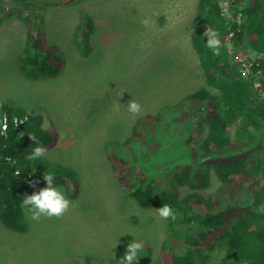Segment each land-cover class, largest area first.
I'll return each mask as SVG.
<instances>
[{"label":"rangeland","instance_id":"1","mask_svg":"<svg viewBox=\"0 0 264 264\" xmlns=\"http://www.w3.org/2000/svg\"><path fill=\"white\" fill-rule=\"evenodd\" d=\"M57 1L0 8V105L42 113L45 128L60 133L57 146L43 156L73 168L80 180L78 185L69 181L68 191L58 187L71 202L61 217L41 216L36 221L25 213L26 233L0 221V264H82L86 256L111 258L118 245L135 241L151 250L147 254L150 264H159L162 246L170 237L167 219L157 208L143 209L127 194L109 155L114 145L130 136L140 116L156 115L203 87L216 92L207 84L192 44L200 0ZM221 5L231 18L228 1L222 0ZM31 12L41 16L38 34L44 46H56L65 56L66 65L58 77L32 80L21 71L28 30L23 20ZM85 17L97 29L93 52L87 57L75 41L76 29ZM257 93L264 100V93ZM131 100L141 106L137 115L128 110ZM171 113L168 116L175 122L180 113ZM205 115L204 110L192 119L181 116L175 122L172 136L168 139L170 128L154 156L158 166L193 160V150L209 133ZM242 122L233 126V133ZM120 148L114 147L119 155ZM168 175L162 170L156 173L158 193L169 190L184 197L195 192L188 186L172 185ZM210 179V186L199 192L222 197L226 188L214 170ZM195 211L204 213L205 209L196 206Z\"/></svg>","mask_w":264,"mask_h":264},{"label":"trees","instance_id":"2","mask_svg":"<svg viewBox=\"0 0 264 264\" xmlns=\"http://www.w3.org/2000/svg\"><path fill=\"white\" fill-rule=\"evenodd\" d=\"M40 1L49 2L0 0V8L11 3L29 5ZM226 1L231 18L225 15L222 0H200L192 35L206 82L216 92L203 87L179 104L163 107L156 115L140 116L130 136L114 145L109 155L119 183L140 207L151 210L167 204L175 214V219L167 218L170 237L162 246L159 264H264V100L254 87V81L259 80L264 91V0ZM40 17L31 12L23 20L28 30L20 67L32 80L58 77L66 65L58 47L44 46L38 34ZM208 27L219 33L218 56L207 47L203 34ZM96 31L90 18H83L78 25L75 41L83 56L93 52L92 38ZM250 50L256 53L255 59L251 58ZM245 62L253 74L250 78L240 71ZM204 110L209 133L193 150V160H174L158 166L154 156L161 151L160 141H165L169 129L168 139L181 116L192 119ZM171 112L180 113L175 122L168 116ZM240 120L242 124L233 133V126ZM44 121V115L37 111L0 105V221L20 233L29 229L20 202L25 194L31 195L46 186L45 173L54 177L56 187L67 191L69 181L78 185L80 180L76 170L44 156L26 159L37 146L30 135L48 151L60 141L59 131L45 128ZM118 146L123 147L118 150L120 155L114 149ZM159 170L169 172L172 185L188 186L195 192L184 197L169 190L158 193L159 183L154 177ZM212 170L226 188L219 198L205 197L199 192L210 186ZM196 206L204 207L205 212H196ZM128 245H118L111 258L98 260L86 256L82 264H120ZM180 247L184 248L181 252ZM150 252L142 245L133 264H150L147 257Z\"/></svg>","mask_w":264,"mask_h":264},{"label":"clouds","instance_id":"3","mask_svg":"<svg viewBox=\"0 0 264 264\" xmlns=\"http://www.w3.org/2000/svg\"><path fill=\"white\" fill-rule=\"evenodd\" d=\"M143 23L145 24V26H147L149 21L145 20L143 21ZM203 35L207 40V47L212 49L213 55H220L221 40L219 38V33L208 27ZM227 45L229 48L232 47L230 43H228ZM252 52L253 51L250 52L251 58L255 59L256 57H253ZM127 107L129 112L133 115L139 114L141 110L140 104L134 100L129 101ZM6 119L7 117L5 115V120ZM29 138L37 146L32 148L31 154L27 155L26 159L35 160L43 156L48 151V149L40 146L39 141L34 135H30ZM8 159L11 160L12 158L9 157ZM16 174L19 175V171H17ZM43 178L46 181V186L40 188L38 191L33 192L31 195L25 194L22 201L20 202L21 210L25 213L30 214V218L36 221H39L41 216H45L48 218L61 217L68 211L71 203L68 199H66L63 192L54 185V177L51 174L45 173ZM156 211L161 217L165 219L169 217L175 219V214L173 213L170 205L164 204L159 209H156ZM141 250L142 245L140 243L136 241L130 243L127 246L124 256L120 259V264H133L134 261H137L138 254L141 252Z\"/></svg>","mask_w":264,"mask_h":264},{"label":"built area","instance_id":"4","mask_svg":"<svg viewBox=\"0 0 264 264\" xmlns=\"http://www.w3.org/2000/svg\"><path fill=\"white\" fill-rule=\"evenodd\" d=\"M243 66H245V69H243V70L241 71V68H240V71L242 72L243 76H244L245 78H250V77H252L253 74H252V72H251V68H250V66H249V63H246V62H245V63H242V65H241L240 67H243ZM260 86H261V84H260V81H259V80L254 81V87H255L258 91H260L261 93H264V91L260 89Z\"/></svg>","mask_w":264,"mask_h":264},{"label":"bare ground","instance_id":"5","mask_svg":"<svg viewBox=\"0 0 264 264\" xmlns=\"http://www.w3.org/2000/svg\"><path fill=\"white\" fill-rule=\"evenodd\" d=\"M40 221H41V220H40ZM42 221H44V220H42ZM43 223H44V226H46V225H45V222H43ZM44 226H43V227H44ZM154 254H155V253H154Z\"/></svg>","mask_w":264,"mask_h":264}]
</instances>
